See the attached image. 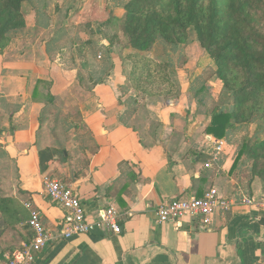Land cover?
<instances>
[{"label":"crops","instance_id":"1","mask_svg":"<svg viewBox=\"0 0 264 264\" xmlns=\"http://www.w3.org/2000/svg\"><path fill=\"white\" fill-rule=\"evenodd\" d=\"M26 28L33 33L39 22ZM53 43L40 54H0V253L11 255L28 243L27 223L36 210L53 241L34 264H264L262 182L245 178L240 164L233 168L238 154L226 138L208 134L211 117L196 114L198 101L187 89L180 98L131 103L123 99L121 67L99 84L73 81L87 66H68V55ZM57 100L72 103L68 109L78 117L69 119V112L53 122L68 124L75 137L88 136L91 147L67 148L56 140L58 127L49 129L45 110ZM42 152L53 159L45 169ZM45 176L73 189L89 221L115 207L122 232L96 229L62 238L66 212L45 195ZM209 189L225 197L245 194L255 204L215 215L210 226L189 217L157 222L167 200L202 197Z\"/></svg>","mask_w":264,"mask_h":264},{"label":"rangeland","instance_id":"2","mask_svg":"<svg viewBox=\"0 0 264 264\" xmlns=\"http://www.w3.org/2000/svg\"><path fill=\"white\" fill-rule=\"evenodd\" d=\"M130 1L30 0L25 2L22 11L27 23L37 21L39 29L32 33L30 29L25 28L13 33L5 41L0 42V54L7 53L10 56L13 51L19 53L31 51L40 54L54 41L52 46L58 52L68 55V66L75 65L78 69L81 63L87 66L86 69L79 70L80 73L73 81L87 83L90 80L99 84L107 81L119 66L120 74L124 78L123 99L130 100L131 103L139 100L146 103L147 99L168 101L180 98L183 90L187 89L195 103L198 101L196 114H205L219 103L222 83L216 76H212L214 70L212 62L200 47L196 36L191 34L189 40L176 49L158 42L152 49L136 54L127 48L128 39L118 22L124 17V7ZM202 1L205 5L209 3V0ZM46 22L48 26L44 25ZM203 85L208 89L201 92ZM70 106H65L57 100V105L46 108L45 114L50 115L52 120L49 129L55 125L58 127L56 140L63 142L67 148L75 144L80 147L84 144L91 147L92 143L89 142L88 136L82 139L77 134L76 138L73 132L67 130L68 124H63L61 121L53 122L55 119H63L69 115ZM73 113L70 112L69 119L77 121L78 115ZM256 136L257 127L249 125L240 132L235 131L231 135L229 144L233 146L237 155L242 144L253 142ZM239 164L240 173L245 178H249L252 162L244 155Z\"/></svg>","mask_w":264,"mask_h":264},{"label":"trees","instance_id":"3","mask_svg":"<svg viewBox=\"0 0 264 264\" xmlns=\"http://www.w3.org/2000/svg\"><path fill=\"white\" fill-rule=\"evenodd\" d=\"M30 0H0V42L27 27L23 5ZM131 0L118 22L128 39L127 48L141 54L158 42L174 49L191 34L213 65L212 76L222 83L217 105L207 111V132L231 141L235 131L257 127L253 142H244L236 169L246 155L252 162V181L259 178L264 191V0ZM206 85L200 89L207 90ZM262 135V137L260 136ZM41 153L45 169L53 159ZM0 199V210L3 208Z\"/></svg>","mask_w":264,"mask_h":264},{"label":"built area","instance_id":"4","mask_svg":"<svg viewBox=\"0 0 264 264\" xmlns=\"http://www.w3.org/2000/svg\"><path fill=\"white\" fill-rule=\"evenodd\" d=\"M223 142L216 145V151L222 150ZM218 161V154L214 155ZM210 165H207L209 167ZM45 195L62 207L66 214L61 223V236L69 240L75 236L88 235L96 229L120 234V215L115 207L102 209L95 221H89L81 199L73 189L64 182L45 176L43 180ZM253 205L255 201L245 195L225 197L215 189L207 190L202 197L175 198L167 200L156 211L159 224L177 223L185 217L200 221L205 226H210L215 215H225L238 205ZM264 205V203H263ZM32 237L20 250L10 254L0 253V264H34L37 255L53 241L51 232L46 228L40 212L33 211L28 221Z\"/></svg>","mask_w":264,"mask_h":264}]
</instances>
